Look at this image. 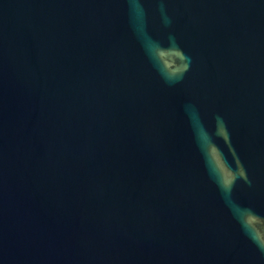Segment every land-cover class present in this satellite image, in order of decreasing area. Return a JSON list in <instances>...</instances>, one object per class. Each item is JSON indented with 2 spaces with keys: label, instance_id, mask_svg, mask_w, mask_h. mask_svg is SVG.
<instances>
[{
  "label": "water",
  "instance_id": "95a60500",
  "mask_svg": "<svg viewBox=\"0 0 264 264\" xmlns=\"http://www.w3.org/2000/svg\"><path fill=\"white\" fill-rule=\"evenodd\" d=\"M0 264H264V0H0Z\"/></svg>",
  "mask_w": 264,
  "mask_h": 264
},
{
  "label": "snow or ice",
  "instance_id": "6c2138e0",
  "mask_svg": "<svg viewBox=\"0 0 264 264\" xmlns=\"http://www.w3.org/2000/svg\"><path fill=\"white\" fill-rule=\"evenodd\" d=\"M246 222H247L248 225H254L255 222H256V218L253 217V216H248ZM257 236H259V233L258 232H257Z\"/></svg>",
  "mask_w": 264,
  "mask_h": 264
}]
</instances>
